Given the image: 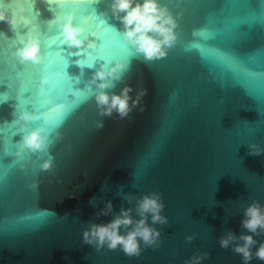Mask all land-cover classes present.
<instances>
[{
	"label": "water",
	"instance_id": "water-1",
	"mask_svg": "<svg viewBox=\"0 0 264 264\" xmlns=\"http://www.w3.org/2000/svg\"><path fill=\"white\" fill-rule=\"evenodd\" d=\"M158 3L175 20V41L153 60L125 42L112 0L53 11L37 0L38 65L16 55L28 30L0 24V264H186L204 253L201 264H244L233 251L242 240L220 241L253 235L245 212L264 211V0ZM56 16L82 30L83 47H68ZM117 63L126 70L110 96L147 91L124 119L102 116L95 100V73ZM38 129L49 146L33 152L23 136ZM153 193L167 219L147 217L159 247L140 241L130 257L85 243V231L122 209L140 219L137 202ZM254 239L251 264H264L255 257L264 234Z\"/></svg>",
	"mask_w": 264,
	"mask_h": 264
},
{
	"label": "clouds",
	"instance_id": "clouds-1",
	"mask_svg": "<svg viewBox=\"0 0 264 264\" xmlns=\"http://www.w3.org/2000/svg\"><path fill=\"white\" fill-rule=\"evenodd\" d=\"M99 0H43L48 6V11H53L54 5H64L72 3H98ZM37 0H0V24H8L13 30L18 28L27 29V39L22 40L23 47L16 52L21 63L31 62L34 65L42 63L40 55L41 47L37 25L34 20L41 13L36 7ZM113 17L123 25V36L125 42L133 47L137 53L142 54L147 60L159 59L166 55V48L172 46L175 41L174 29L175 20L167 8L160 6L158 0H112L111 4ZM61 18L55 17V22L60 25L61 36L67 42L70 48H81L84 41L79 38L81 29L73 26L71 20L67 23H60ZM126 66L117 63L115 67L107 72L98 71L93 77V83L97 84L100 91L95 100L97 106L101 109L102 116H112L113 112L119 115L121 119L140 106L142 98L147 94L146 90H141L135 99L130 95L134 91L131 87L122 89L119 95L111 96L106 91L114 88L115 84L111 81L120 80ZM109 81L107 83L103 81ZM143 111V109H141ZM21 120H31L27 114L20 116ZM98 127H103L102 123ZM43 129L29 132L23 136V147L33 151H42L49 146L46 136L42 135ZM255 149V146H252ZM251 154L259 155V151L254 150ZM45 169L49 164L43 165ZM107 211L102 210L100 215H107L112 209L111 202L107 204ZM161 196L158 193L145 195L137 202L136 212L140 217L133 220L131 216L132 209H122L120 214L107 225H93L90 231H85L84 241L91 244L96 241L98 245L103 246L107 243L109 250H115L119 246L128 256H138L140 254V241L146 247H159L158 238L160 233L147 223V217L150 215L152 223H167V219L160 215L163 210ZM246 219L242 222L243 227L253 235H243L239 238L228 234L227 238L220 241L222 248H227L230 242L239 239L243 244H237L233 251L243 257L244 264H251L253 258L252 248L257 243L255 235L264 234V211L258 203H253L245 212ZM134 225L126 235L119 234L121 227L128 229ZM191 242L192 237L187 238ZM256 259L264 262V243H261L255 252ZM207 258V253L201 256L193 257L186 264H201L203 259Z\"/></svg>",
	"mask_w": 264,
	"mask_h": 264
}]
</instances>
